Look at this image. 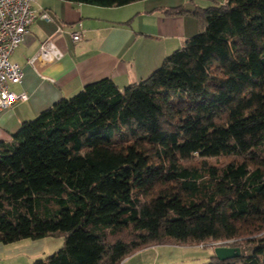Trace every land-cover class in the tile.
Returning <instances> with one entry per match:
<instances>
[{
  "label": "trees",
  "instance_id": "obj_1",
  "mask_svg": "<svg viewBox=\"0 0 264 264\" xmlns=\"http://www.w3.org/2000/svg\"><path fill=\"white\" fill-rule=\"evenodd\" d=\"M189 12L197 33L150 75L88 83L0 142V242L64 236L34 264H121L166 242L264 264V0Z\"/></svg>",
  "mask_w": 264,
  "mask_h": 264
},
{
  "label": "crops",
  "instance_id": "obj_2",
  "mask_svg": "<svg viewBox=\"0 0 264 264\" xmlns=\"http://www.w3.org/2000/svg\"><path fill=\"white\" fill-rule=\"evenodd\" d=\"M183 2L140 0L104 7L69 0H32L31 7L46 12L50 19L37 17L10 56L23 69L22 81L10 88L25 92L28 98L0 111V142L10 141L23 122L88 83L109 77L123 89L154 72L198 30L189 12L194 9L165 12ZM78 30L83 37L75 41L72 33ZM53 250L54 242L47 237L0 242V264H34Z\"/></svg>",
  "mask_w": 264,
  "mask_h": 264
},
{
  "label": "built area",
  "instance_id": "obj_3",
  "mask_svg": "<svg viewBox=\"0 0 264 264\" xmlns=\"http://www.w3.org/2000/svg\"><path fill=\"white\" fill-rule=\"evenodd\" d=\"M31 1L0 0V111L28 98L25 92L17 93L10 88L11 84L21 82L23 78L21 65L11 60L10 56L37 17L50 19L46 12H36L31 7ZM82 37L80 30L72 33L75 41Z\"/></svg>",
  "mask_w": 264,
  "mask_h": 264
},
{
  "label": "rangeland",
  "instance_id": "obj_4",
  "mask_svg": "<svg viewBox=\"0 0 264 264\" xmlns=\"http://www.w3.org/2000/svg\"><path fill=\"white\" fill-rule=\"evenodd\" d=\"M227 0H184L185 8L188 4L203 9L214 4L224 3ZM192 18L198 24V15L192 14ZM197 27V26H196ZM197 33V30L194 34ZM192 34V35H194ZM215 159H211L210 163H215ZM219 162V161H218ZM47 239L54 242V251H57L64 245L63 235H48ZM218 243H204L200 245H188L180 243L166 242L155 244L143 248L129 257L123 264H204L207 263L211 256L215 254V247ZM121 263V264H122Z\"/></svg>",
  "mask_w": 264,
  "mask_h": 264
},
{
  "label": "water",
  "instance_id": "obj_5",
  "mask_svg": "<svg viewBox=\"0 0 264 264\" xmlns=\"http://www.w3.org/2000/svg\"><path fill=\"white\" fill-rule=\"evenodd\" d=\"M187 10L195 9L193 4H188L186 7ZM241 254L239 247L228 246V245H218L215 247V255L219 259H227L230 257H236Z\"/></svg>",
  "mask_w": 264,
  "mask_h": 264
}]
</instances>
